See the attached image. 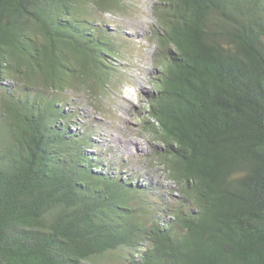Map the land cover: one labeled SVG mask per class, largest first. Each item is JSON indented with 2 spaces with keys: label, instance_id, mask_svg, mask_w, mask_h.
Returning <instances> with one entry per match:
<instances>
[{
  "label": "trees",
  "instance_id": "1",
  "mask_svg": "<svg viewBox=\"0 0 264 264\" xmlns=\"http://www.w3.org/2000/svg\"><path fill=\"white\" fill-rule=\"evenodd\" d=\"M127 2L0 0V264H264V0L150 7L136 119L171 199L64 111L125 81L131 38L102 16Z\"/></svg>",
  "mask_w": 264,
  "mask_h": 264
},
{
  "label": "rangeland",
  "instance_id": "2",
  "mask_svg": "<svg viewBox=\"0 0 264 264\" xmlns=\"http://www.w3.org/2000/svg\"><path fill=\"white\" fill-rule=\"evenodd\" d=\"M153 2L154 0H128V13H109L102 16V19L106 18L110 22L112 29H119L123 35L131 38V46L125 50L123 57L116 59L117 65L123 67L128 75L117 88L112 84L111 90L94 105L90 104V99L83 93L74 95L71 91L67 92L64 111L70 109L77 112L74 114L78 117L73 115V130L77 126L80 131L84 128L94 130L95 133L90 135L94 146L87 152L107 159L112 158L117 162H127L138 173L155 174V180L161 182L164 188L162 195L171 199L176 198L178 193L163 176L161 169L156 168V171L150 172L147 168L146 156L150 157V148L156 143L140 133L136 119L139 110L143 109L149 98L152 91L150 80L157 72L152 65L155 45L148 38L149 27L153 23L150 11ZM125 174L122 176L130 177V173ZM137 182L144 184L140 177H137Z\"/></svg>",
  "mask_w": 264,
  "mask_h": 264
},
{
  "label": "bare ground",
  "instance_id": "3",
  "mask_svg": "<svg viewBox=\"0 0 264 264\" xmlns=\"http://www.w3.org/2000/svg\"><path fill=\"white\" fill-rule=\"evenodd\" d=\"M108 23L110 24V22L108 21ZM64 110H65V108H64ZM67 112H70L72 115H75V116H77L76 114H74V113H77V112H75V111H70V109L69 110H67ZM78 117V116H77ZM142 171V170H141ZM136 175H137V177H140L141 178V182H143L144 184H146V185H149V186H153L155 189H156V191L159 193V194H161V190H163V188H162V186H159L158 184H156V182L154 181V180H151L148 176H147V174H145L144 172L142 173V172H140V173H136ZM147 180V181H146ZM138 184L137 185H140L139 183L140 182H137ZM143 184V185H144ZM161 188V189H160Z\"/></svg>",
  "mask_w": 264,
  "mask_h": 264
}]
</instances>
